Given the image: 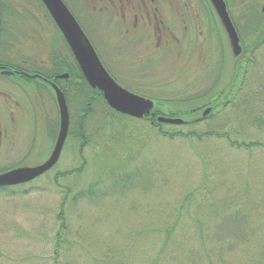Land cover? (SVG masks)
<instances>
[{
    "label": "rangeland",
    "instance_id": "374dc122",
    "mask_svg": "<svg viewBox=\"0 0 264 264\" xmlns=\"http://www.w3.org/2000/svg\"><path fill=\"white\" fill-rule=\"evenodd\" d=\"M14 1L23 8V20L20 21L21 25L14 23L15 35L9 55L16 57L19 62L45 66L49 64L54 52L66 53L60 31L39 1ZM63 1L69 6L71 13L73 11L72 14L78 23L84 25L91 40L99 46V53L106 67L118 84L138 96L156 102L155 108L164 115L191 120L202 116L204 111L212 108L211 104L223 103L240 56L234 55L226 33L221 34L217 30V15L209 2L208 8L202 6L200 9V5L198 6L201 23L199 22L197 30L203 28L202 37H197L196 29L192 27L193 36L188 42L184 40L181 46L171 48H164L165 43H162L158 52L152 46L150 51L142 56L145 59L152 56V60L140 63L141 59L135 58L139 51L133 52L132 56L130 51L122 53V49L112 46L114 43L118 45L124 30L131 28L134 20L126 8L129 3H137L138 0H125L123 4L119 0H113L114 4L108 0ZM145 1L149 3V0ZM156 1L161 3L158 12L160 21L172 25L176 19L181 24L180 13L174 12L165 3L170 0ZM199 1L201 0H196L198 3ZM225 2L230 18L238 27L243 52L254 44L256 38L251 24L258 22L259 28L264 26V0ZM184 13L185 10L181 12ZM123 14L128 23L126 28L121 25ZM188 14L190 16H185L195 20L192 8ZM256 15L262 19H257ZM175 34L179 39H183L179 31ZM8 40V36L1 38V50H7ZM118 53L119 56L110 55ZM256 59L259 64L264 65V48L256 53ZM41 99L35 101L32 109L31 126L23 116L16 118L18 135L29 130L46 135L49 131L46 118L54 123L57 121L59 114L53 96L43 95ZM189 113H193L192 116ZM240 114L239 108L231 106L217 114L214 120L204 119L205 122L195 130L202 133L216 128L219 124H222L226 131L238 129L241 124ZM126 130L127 135L130 134L132 138H127L129 143L123 150L115 149L110 139L106 145L102 144L99 148L89 146L82 157L79 156L77 142L68 138L62 159L56 168L32 183L0 193V264H99L100 249L114 247L112 250L117 249L119 252L118 255L111 253V256L117 260L120 255H125L122 253L123 249L133 246L145 248L148 252L145 258H148V264H151L155 257H160L161 248L165 245V234L160 231L175 225L176 210L181 206L179 202L200 187L201 176L206 167L211 175L210 183H217L222 187L217 189L216 194L228 196V204L224 206L230 213L244 206L245 196L257 201L264 200V150L256 148L252 153H237L224 141L215 139L207 145L194 143V148H191L185 141H170L159 137L150 129L149 123L144 122L131 124ZM180 130L187 133L191 129L182 127ZM249 132L264 143V127L262 130L250 128ZM102 139L104 138L100 141ZM50 146L40 143L34 151L35 157L44 158L52 148ZM114 151L120 155V162H113ZM16 152L17 156L20 155L14 161L17 166L24 159L26 147L17 145ZM36 159L32 158V163L25 160L22 164L33 165L40 160ZM82 159L87 165L83 174L71 179L59 178L55 183L57 174L79 168ZM11 166L14 165L0 158V172H5ZM120 166V176L134 173L129 180L134 181L131 185L134 184L137 189L131 190L126 197L119 194L98 206L69 205L66 221L73 231L70 239L77 248L69 255L59 253V256H56L55 235L60 227L57 216L66 187L86 186L97 179L107 182L115 176L107 178V168ZM144 183L146 184L143 186ZM247 188L248 193L245 192ZM200 198L201 195L197 193L196 200L200 201ZM192 211L193 208L190 209V212ZM183 227L189 228V231L185 234L178 229L173 242L167 245L168 253L172 252L174 244L187 240L193 243L196 240L192 239L196 232L192 220L184 219L180 225V228ZM150 233L154 239L147 237ZM128 242H131L130 245ZM186 245L189 251L192 248L202 251L198 243ZM80 251L85 253L87 259L81 257ZM163 258L164 256H161V259ZM230 258L232 264H239L235 258ZM162 261L164 264H178V261L171 258Z\"/></svg>",
    "mask_w": 264,
    "mask_h": 264
},
{
    "label": "trees",
    "instance_id": "16d2710c",
    "mask_svg": "<svg viewBox=\"0 0 264 264\" xmlns=\"http://www.w3.org/2000/svg\"><path fill=\"white\" fill-rule=\"evenodd\" d=\"M38 1L43 6L41 1ZM22 13L23 8L16 4V22L19 24L23 20ZM46 13L49 15L47 11ZM256 18L262 19L258 15H256ZM251 25L254 27L256 37L254 44L242 52L229 90L223 97V103L211 104L212 110L206 118L214 120L217 114L222 113L231 106L239 108L241 112L239 116L240 127L238 129H229L228 131L224 129L222 124H219L216 128L199 133L195 129L205 121L198 116L191 120H184L185 124L182 127H187L191 130L183 133L180 130L182 128L180 126L157 123L159 116H166L158 108L154 109L155 118H146L144 120H135L116 113L108 107L103 95L87 84L64 39L66 53L54 52L48 65L37 66L26 63L32 67V70H40V73L48 79L64 74L69 76L68 80L61 81V86L71 112L69 138L77 142L80 157L83 156L85 149L89 146L93 145L95 148H99L102 144L106 145L110 139H112V145L115 149L123 150L129 143L127 138H132L130 134L127 135L126 128L131 124L143 122L149 123L150 129L159 137L167 138L170 141L175 139L185 141L191 148H194V143L207 145L215 139L224 141L232 151L234 150L237 153H252L256 148L264 150V143L257 140L249 132L250 128L262 130L264 127V65L259 64L256 59V53L261 48H264V26L259 28L258 22H253ZM235 28L238 33L237 25H235ZM1 60L3 61L2 65L9 67H13L15 63L13 60L17 61L16 64L19 62L13 55L12 57L11 55L2 56ZM192 114L189 113L191 116ZM74 121L75 123H73ZM94 126L96 128H93ZM102 137L104 139L100 141ZM118 155V152L114 151V163L118 160L120 162ZM86 166V161L83 160L79 168L57 174L55 183H57L59 178L71 179L79 177L84 173ZM120 168L121 166L119 168H107V178L115 175L107 182H103V179L99 181L97 179L86 186L78 187L73 185L66 187L57 216L60 227L55 235L56 256L59 253H65V256L69 255L73 249L77 248L70 239L73 231L66 221V212L69 205L80 206V204H85L98 206L109 198L119 194L122 195L121 197H126L131 190L137 189L134 184L131 185L134 181L129 180L134 173L120 176ZM210 179L211 175L206 167L201 176L202 183L200 187L179 202L181 206L176 210L177 219L175 225L160 231V233L165 234V245L161 248L160 257H155L151 264H164L162 260L170 258L178 261V264H232L230 257L235 258L237 260L236 263L239 264H264V200L257 201L254 198H250V196H245L244 206H240L241 208L237 211L230 213L227 210L228 208L224 206V204H228V196L217 195V189L222 187H219L217 183L213 185L210 183ZM10 189H0V193H6ZM248 189L245 192L247 191L248 193ZM197 193L201 195L200 201L196 200ZM191 208H193L192 212H190ZM184 219L192 220L196 229L192 239L196 240L193 243L187 240L184 243L174 244L172 252L168 253L166 251L167 245L173 242L172 239L178 229H181L182 233L185 234L189 231V228H180ZM147 237L154 239L151 233L147 234ZM131 242H128V245ZM195 243L200 244L201 252L194 248L189 251L186 247V244L191 246V244L195 245ZM112 248L114 247L107 248L108 250H105V248L99 250V264H148V258H145L148 252L143 247L140 249V247L136 248V246H133L123 249L122 253L125 255L121 257L119 254L120 257L118 256L119 259L117 260H115L114 256H111V253L118 255L119 251L117 249L112 250ZM95 249H97L96 246ZM80 254L83 259H87L83 251H80ZM161 256H164V258L161 259Z\"/></svg>",
    "mask_w": 264,
    "mask_h": 264
},
{
    "label": "flooded vegetation",
    "instance_id": "af4514ba",
    "mask_svg": "<svg viewBox=\"0 0 264 264\" xmlns=\"http://www.w3.org/2000/svg\"><path fill=\"white\" fill-rule=\"evenodd\" d=\"M108 1L114 4L113 0H108ZM119 1L123 4L125 0H119ZM165 3L169 8L171 7V9L174 12L180 13V17L182 21L181 24H179L176 19L173 20L172 25L171 24L167 25V23H165L164 21L159 20L158 12L160 11V7H161L160 1L149 0V3H147L145 0H138L137 3L131 2L126 8L129 11V13L132 14L133 16L134 21L133 23H131V28L125 29L124 34L121 35L120 38L121 40L118 41L119 44L116 45L114 43L112 46L122 49L123 50L122 53L126 51H130L129 53H131L132 56H133V52L139 51L137 54H135V58L141 59L139 62L143 63L144 61L152 60L151 58L152 56L149 57V59L142 58V56L145 53L150 51V48L152 46L154 47L155 51L158 52L162 48L161 47L162 43H165L164 48H168V47L171 48L177 45L181 46L182 41L184 40L188 42V39L193 36L194 30L192 27L196 29L195 34L197 37L203 36V28L201 30L198 28L197 30V26L199 25V22L201 23L198 6L200 5L199 6L200 9L202 8V6L208 8L209 5L208 0H203V1L201 0L199 1V3L196 2V0L195 1L174 0L173 2L170 0L169 2H165ZM65 4L67 5V3ZM190 8H192L194 11V14L196 16L195 20L194 18L185 16V15L190 16L188 14ZM183 10H185L186 13L181 14ZM122 11L123 13L125 12L124 9ZM262 11L264 13V7ZM15 22H16V2L14 0H0V40L1 38L3 39V37L6 36L9 37L7 50L4 49L3 51L1 50L0 47V158L2 157L3 160H5V162L7 163L9 162L10 164L14 165L3 173H6L10 170H14L17 168L36 167L43 164L50 158L59 135L60 115L55 123L54 121L49 120L48 117L46 118V121L48 122V126H49V131H47L46 135L38 132L37 133L33 132L35 133L33 134L31 130H29L25 134L18 135L16 132L15 121L16 118L20 115L23 116L26 119V121L30 122V126H31L32 109L34 107L35 101H41L42 100L41 97L43 95H45V97H47V95L48 97L49 96L51 97L52 95L58 109V105L56 102V94L52 87V84H55L64 94V91L62 90V86H61V81L69 79V76L67 79L61 78V76L63 75L48 79L40 73L41 72L40 70H32V67L24 61L18 62V64H16L17 61L13 60L15 62L13 67L2 65L3 61L1 60V57L5 56L6 54L9 55L10 52H12L11 48L13 47V41L15 35L14 34ZM80 23L82 24L81 21ZM232 23L234 25L233 21ZM127 24L128 23L126 20V16L123 14V20L121 25L122 27L126 28ZM216 26H217V30L220 31L221 34H224V32L226 33L225 28L223 27L218 17L216 19ZM80 27L87 36L88 33L87 31H85L84 25L82 24V26L80 25ZM176 31H179L182 34L181 37L183 39H179L176 36L175 34ZM88 36L87 38L94 47L101 62L103 63L106 70L110 73L109 68L106 67L105 65L102 55L99 53V49H98L99 46L95 43V41L91 40L90 36L89 37ZM110 55L119 56L120 53L110 54ZM135 67L137 66L135 65ZM111 76L113 77V75ZM114 80L116 79L114 78ZM64 97L67 102L70 127H71V112L65 94ZM155 103L156 102H154V105H156ZM153 112L154 110L152 111V113ZM204 112L202 113V116ZM58 114H59V109H58ZM43 116L45 119L46 114ZM150 118H152V116ZM70 127H69V132H70ZM68 138H69V134H68ZM42 142L47 145L50 144L51 145L50 148L51 147L52 148L51 149L49 148L50 150L48 151V153L44 158L35 157L34 151L37 150L38 145H40V143ZM17 145L19 147L20 145H24L26 147V152L24 154V159H23L24 163L25 160H27V162H31L32 158H37L36 160L38 159L40 160H38L37 163L35 162V164H33L34 166L24 165L22 164L23 161H20V163L16 166V163L14 161L16 158H19L20 156V155L17 156L16 154ZM62 153L54 168H56L59 165L62 159ZM3 173L1 172L0 174Z\"/></svg>",
    "mask_w": 264,
    "mask_h": 264
},
{
    "label": "water",
    "instance_id": "95a60500",
    "mask_svg": "<svg viewBox=\"0 0 264 264\" xmlns=\"http://www.w3.org/2000/svg\"><path fill=\"white\" fill-rule=\"evenodd\" d=\"M48 11L56 27L68 45L85 81L93 89L98 90L108 107L116 113L135 119L144 120L154 116V102L129 92L121 87L107 72L94 47L82 28L62 0H40ZM217 17L225 28L236 57L241 56L242 48L238 33L232 23L225 0H209ZM61 78H68L65 74ZM56 102L60 115V130L57 142L50 158L36 167H23L0 174V189L26 185L51 171L57 164L69 134L70 120L67 102L62 91L55 85ZM211 109H207L202 120L206 119ZM157 123L170 126H183L181 118L160 116Z\"/></svg>",
    "mask_w": 264,
    "mask_h": 264
}]
</instances>
